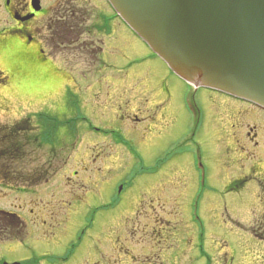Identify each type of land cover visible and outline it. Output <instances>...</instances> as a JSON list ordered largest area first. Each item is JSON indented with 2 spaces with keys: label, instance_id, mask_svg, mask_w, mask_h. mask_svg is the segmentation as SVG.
Masks as SVG:
<instances>
[{
  "label": "rangeland",
  "instance_id": "374dc122",
  "mask_svg": "<svg viewBox=\"0 0 264 264\" xmlns=\"http://www.w3.org/2000/svg\"><path fill=\"white\" fill-rule=\"evenodd\" d=\"M77 1L91 21L110 14L102 0ZM10 21L0 11V31ZM111 32L126 33L127 57L110 43L107 65L79 60L60 71L33 61L27 36L0 37L8 77L0 81V126L30 117L37 136L49 125L39 114L53 127L56 118L85 119L67 134L66 156L53 161L46 182L19 191L0 179V263L264 264V241L255 238L264 232V114L167 80L161 60L138 62L147 52L118 22ZM188 100L199 105L200 123ZM31 142L14 166L50 165L55 140L36 150Z\"/></svg>",
  "mask_w": 264,
  "mask_h": 264
},
{
  "label": "water",
  "instance_id": "95a60500",
  "mask_svg": "<svg viewBox=\"0 0 264 264\" xmlns=\"http://www.w3.org/2000/svg\"><path fill=\"white\" fill-rule=\"evenodd\" d=\"M108 1L182 80L264 109V0Z\"/></svg>",
  "mask_w": 264,
  "mask_h": 264
},
{
  "label": "flooded vegetation",
  "instance_id": "af4514ba",
  "mask_svg": "<svg viewBox=\"0 0 264 264\" xmlns=\"http://www.w3.org/2000/svg\"><path fill=\"white\" fill-rule=\"evenodd\" d=\"M75 1L56 0L55 6L52 7L51 5L44 7L41 2V7L37 10L33 6V0H3V3L0 4V11H4V15H7L9 20L12 21V24H14L11 25L9 23L10 26L8 25L7 28L1 29L0 37L11 34L27 36L28 39L26 41H29V43L25 42V45H35L36 49L33 53V55H35L33 56V61H46L58 71L70 65H76L78 67L79 63H76V61L79 60H81L82 63L85 62V66L88 68L91 66L101 68L97 66L107 65L102 56L110 43H113L117 50L120 49L122 55L124 54L127 57V54L122 52L124 45L121 44V42L126 43V41H124L127 40L126 33H124V37L122 36L119 38L110 35V33H113L111 32V26L114 22H118L122 27L124 25L118 20L108 3L102 0V5L106 7L110 14L104 13L99 15L98 13L97 20L91 21V15H88V13L84 11V13L79 12V9L74 7ZM102 17L108 19V21L102 23ZM99 19L101 22L100 24ZM87 24H91L90 26L92 29H87ZM102 26H104L105 30L102 29ZM103 32L104 34H102ZM146 54L148 57L149 54ZM3 76L4 73L0 71V81L2 78L3 81L8 79V77ZM166 76L167 80L170 79L169 74H166ZM166 85H168V83ZM211 93L219 95V93ZM220 96L252 107L264 114V110L244 101L231 99L224 95ZM252 130L251 128V131ZM239 180L240 181L236 182V185H240V188L244 187V182L241 181L243 179ZM230 191H233V189L229 190V192ZM263 236L258 235L255 238L263 242ZM157 247L160 250V246L158 245ZM152 258L155 257L153 256ZM156 258L160 259L161 257L158 254Z\"/></svg>",
  "mask_w": 264,
  "mask_h": 264
},
{
  "label": "trees",
  "instance_id": "16d2710c",
  "mask_svg": "<svg viewBox=\"0 0 264 264\" xmlns=\"http://www.w3.org/2000/svg\"><path fill=\"white\" fill-rule=\"evenodd\" d=\"M37 118H42L45 122L49 124L43 126L42 130L39 129L40 132L37 129L39 133V135L37 136L34 134L32 124L33 120L30 117H26L25 120L14 123L13 126H0V136H2L3 133L5 134V137H2L0 143H3V145H5L4 152H6V154L8 155L2 157L0 161L6 164L3 166H7L9 168L8 171L5 169H0L3 170V177H0V179H2V182L4 184L12 185L13 189H18L19 191H25L27 190V188H32L38 183H44L46 182V180L49 179V172L55 166L53 161H60L61 159L59 158L64 154V156H66L65 148L66 146H69L66 145L69 141V139H66L67 134L69 136L71 133H76L78 130V128L76 127V122L73 120L60 121L59 119L56 120V118L55 121L59 126L53 127L48 115L42 113L39 114ZM63 126H65V142H63L61 136L58 137L57 135V132H59V129ZM32 132L33 137L31 136ZM31 140H33V147L35 150L38 149L40 146L43 147L44 144L53 143V141L55 140L52 145H47L50 146V148L52 149H50V152H48V161L50 162V165H45L39 162L36 165H33L32 167L28 166V168L25 167L26 164H17V167L14 166L15 162L19 161L23 154H26L25 150L30 143L32 144ZM40 140L44 143H42ZM39 141L41 144L39 143ZM56 144L60 146L63 144L60 150L58 149ZM58 151H61V154L54 156V154L56 152L58 153ZM38 155V151H36L35 154L33 153V159H42L41 157H38ZM0 165L2 164L0 163ZM48 166L49 169L47 170L46 168Z\"/></svg>",
  "mask_w": 264,
  "mask_h": 264
},
{
  "label": "bare ground",
  "instance_id": "6f19581e",
  "mask_svg": "<svg viewBox=\"0 0 264 264\" xmlns=\"http://www.w3.org/2000/svg\"><path fill=\"white\" fill-rule=\"evenodd\" d=\"M135 40V39H134ZM136 41V40H135ZM155 62V61H154ZM146 63H148V62H146Z\"/></svg>",
  "mask_w": 264,
  "mask_h": 264
}]
</instances>
